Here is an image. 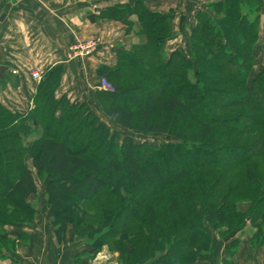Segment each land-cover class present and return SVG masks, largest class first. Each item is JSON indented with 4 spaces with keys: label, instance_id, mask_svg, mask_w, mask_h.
Instances as JSON below:
<instances>
[{
    "label": "trees",
    "instance_id": "obj_1",
    "mask_svg": "<svg viewBox=\"0 0 264 264\" xmlns=\"http://www.w3.org/2000/svg\"><path fill=\"white\" fill-rule=\"evenodd\" d=\"M145 2L104 11L128 32L137 26L138 42L101 69L115 90L97 99L114 124L173 140L120 144L87 103L57 97L61 67L43 72L27 112L0 101V257L30 239V161L47 180L58 242L78 237L90 256L107 246L118 264H196L212 256L213 231L229 240L248 224L252 243L264 242V67L251 80L264 0L210 3L196 15L190 56L169 57L172 19Z\"/></svg>",
    "mask_w": 264,
    "mask_h": 264
},
{
    "label": "crops",
    "instance_id": "obj_2",
    "mask_svg": "<svg viewBox=\"0 0 264 264\" xmlns=\"http://www.w3.org/2000/svg\"><path fill=\"white\" fill-rule=\"evenodd\" d=\"M107 1L112 4L105 5V0H0V66L9 68L4 80L0 79V101L14 108L29 106L37 86L31 70L45 72L51 67H61L62 80L57 97L66 96L72 103L101 108L97 99L98 90H103L99 86L103 76L101 69L114 67L118 51L130 50L138 42L135 33L126 31V25L104 14L107 7L125 5L131 0ZM216 1L223 0H146V6L152 12L169 15L172 19L174 35L166 44L168 57L176 49L187 54L197 13ZM262 14L260 42L263 44L264 8ZM124 19L136 24L138 21L136 15H126ZM90 39L98 41L95 52L85 57L70 54L71 46ZM257 55L259 63L264 64V45ZM103 119L110 122L106 116ZM25 229L30 236L28 243L18 246L14 252L5 253L0 257V264L86 262L84 258L75 262L81 247L72 248L57 241L48 215H38L34 225L29 224ZM254 232L255 228L248 224L229 240L222 239L218 233L217 237L213 234L212 256L196 264H224L226 260L225 264H250ZM232 240H239V246L230 255L228 245ZM253 264H264V248L253 256Z\"/></svg>",
    "mask_w": 264,
    "mask_h": 264
},
{
    "label": "rangeland",
    "instance_id": "obj_3",
    "mask_svg": "<svg viewBox=\"0 0 264 264\" xmlns=\"http://www.w3.org/2000/svg\"><path fill=\"white\" fill-rule=\"evenodd\" d=\"M216 2H218V1H216ZM108 4L110 5L112 3L105 0V5L108 6ZM262 19L263 18H261V25H262ZM125 27H126V31H127V26H125ZM136 30H137V27L135 26V28L130 33H132V32L135 33ZM262 31L263 30H261V36L260 37H263ZM90 40H93V39H90ZM86 41H84V42H86ZM95 41H97V40H95ZM263 45H264V42H263V44H262V42H259L258 47H260V49L258 47H257L258 51L256 49L255 56H256L257 64H256V67H255L252 75H251V80L264 67V64L259 63L258 58H257L258 57L257 52H259V50L262 49ZM72 47L73 46L70 47V54L74 57V55H77V54H76V52L74 53ZM186 53L188 54V55L186 54L187 56H190V50H188ZM80 56L85 57L83 55H80ZM103 77H105V76H102L100 81L102 80ZM35 83L38 84L37 82H35ZM31 102H32V97L29 99V106H27V107L26 106H24V107L19 106V108H14L13 105L12 106L7 105V107L12 109V110H15V111L27 112L33 106V103L31 104ZM92 110L95 112V114L98 116V118L102 122L106 123L105 121H103L104 120L103 118L105 117V115L102 111V108H97V109L93 108ZM98 110H100V111H98ZM106 124L110 128L112 135L117 139V141L120 144L122 143L124 137L128 136V135L132 136L135 139V141H137V142L148 141L149 143H151L154 146H161L163 143L173 140V138L171 136L166 135V134L144 133V132H139V131H135V130H130V129L123 128L119 125H116L111 121L109 123H106ZM29 166H30V169L35 174V177H36V180L38 183V192H37V194L33 195V197L30 200L33 203V205L36 206L37 211H36L35 219H36V217H38V215H42V214L45 216L46 215L49 216V214H48V195H47V191H46L47 190L46 189L47 188V180L46 179L41 180L37 176V173H36L35 169L33 168L31 161L29 162ZM51 223H52V219H51ZM33 225H34V221H33ZM52 225H53V223H52ZM53 228H54V226H53ZM72 232H73V227L70 226L69 232H68L69 238L72 237ZM54 233H55V229H54ZM213 234L215 235V237H217L216 231H213ZM55 235H56V233H55ZM56 239H57V237H56ZM254 243H255V245L252 243V246L250 248V254L249 255L252 258V260L250 261V264H253V256L255 257L256 253L259 250H261L262 248H264V242L262 244H260L259 239L255 240ZM60 244H64V245L69 244V247H72V248L77 247V246L82 248L81 252L79 253L80 255L77 256V259H75L76 263H79V260L84 258V260H86V262H84L85 264H118L116 261L118 254L111 252L107 246L105 248H103V250L101 252H99L96 256L93 257V256L88 255L89 252L91 251L90 245L88 243L84 242L83 240H79L78 237H75L74 241H69L67 243H60ZM24 245H26V244H22L19 246L21 247Z\"/></svg>",
    "mask_w": 264,
    "mask_h": 264
},
{
    "label": "built area",
    "instance_id": "obj_4",
    "mask_svg": "<svg viewBox=\"0 0 264 264\" xmlns=\"http://www.w3.org/2000/svg\"><path fill=\"white\" fill-rule=\"evenodd\" d=\"M97 47H98L97 41L87 40L86 42H81V43L73 45L72 49H73L74 53L76 52V54L88 56V55H91L93 52H95ZM13 73L16 74L17 70H13ZM31 77L35 82L39 83L43 78V72H41L38 69H32L31 70ZM99 86L103 90H108V91H114L115 90L114 85L106 77L102 78ZM32 103L33 102H31V104Z\"/></svg>",
    "mask_w": 264,
    "mask_h": 264
},
{
    "label": "water",
    "instance_id": "obj_5",
    "mask_svg": "<svg viewBox=\"0 0 264 264\" xmlns=\"http://www.w3.org/2000/svg\"><path fill=\"white\" fill-rule=\"evenodd\" d=\"M9 70V68L7 66L1 65L0 66V79L4 80L5 76H6V72Z\"/></svg>",
    "mask_w": 264,
    "mask_h": 264
}]
</instances>
